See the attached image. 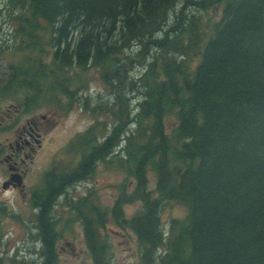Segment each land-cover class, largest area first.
Wrapping results in <instances>:
<instances>
[{
  "label": "trees",
  "instance_id": "16d2710c",
  "mask_svg": "<svg viewBox=\"0 0 264 264\" xmlns=\"http://www.w3.org/2000/svg\"><path fill=\"white\" fill-rule=\"evenodd\" d=\"M9 5L21 9L10 11L11 41L0 44V57L9 61L0 97L20 94L30 109L44 98L63 105L64 95L68 106L90 67L106 86L123 89L106 108L118 124L99 143L90 129L77 167L46 175L43 193L34 196L39 264L57 263L62 233L51 205L120 141L117 165L133 180L131 190L121 184L109 207L97 205L92 193L71 205L93 264H112L101 232L108 222L134 234L136 264H264V0ZM215 6L219 15L207 19L205 32L196 10ZM133 59L141 68L130 76L122 63ZM129 92L136 94L134 110ZM166 200L186 213L170 219L164 236ZM132 201L140 208L128 216L124 206Z\"/></svg>",
  "mask_w": 264,
  "mask_h": 264
},
{
  "label": "rangeland",
  "instance_id": "374dc122",
  "mask_svg": "<svg viewBox=\"0 0 264 264\" xmlns=\"http://www.w3.org/2000/svg\"><path fill=\"white\" fill-rule=\"evenodd\" d=\"M21 7L10 8L9 0H0V44L6 45L11 41L12 24L10 22L11 15H15L20 11ZM192 11H195L192 9ZM197 15H201L200 27H204L206 30L209 27V21L216 19L219 15V8L214 7L209 10V13L204 11H197ZM134 51V50H133ZM134 55V54H133ZM133 55L132 58H133ZM129 61L126 65V72L129 75L138 73L141 65L135 59ZM9 61L6 57H0V81H3L8 74ZM132 66V67H131ZM73 70L68 69L67 74L70 77ZM87 76L89 83L87 89L79 92L77 96L82 97L81 105H74L67 114L61 116L60 113L51 111V109L40 108L35 111V115L47 114V121L51 126L46 130L44 135L45 147L42 153V163L46 168L56 166L62 170L70 169L75 165L77 156L75 153L78 150L77 137L83 134L93 124L97 128L102 125L106 126V129H111L113 126V120L110 115L103 113V115L93 114L92 109L97 108L98 105H107L112 107L114 105L115 97L122 95L123 89L116 88L111 89L110 86L103 85L101 78L96 70L90 68ZM135 93H127L129 98V106L132 110L135 109L134 97H131ZM14 101V100H13ZM12 100H3V104L7 105ZM131 103V104H130ZM86 104L87 108H84ZM55 107V106H54ZM53 107V108H54ZM93 109V110H94ZM98 118V120H96ZM131 122V121H130ZM128 122L126 129H134V126ZM47 124V123H46ZM99 136V134H97ZM69 144H75L72 151L68 150ZM119 158L123 155V152H118ZM117 161V157L113 162ZM123 168L117 167L111 163L104 161L99 162L94 168L93 172L87 177L84 182L77 185L75 189L71 190L70 195L74 201L82 198L88 193H92L97 199V205L103 207H109L115 197L118 195V187L126 183L128 184V191L131 190L129 184H131ZM154 181L150 179V187L153 188ZM140 204L138 201H133L124 206L126 215H133ZM57 212L58 223L62 224L61 229L68 228L64 231L63 239H60L57 249V264H93L92 259L87 251L86 245L83 239V231L78 223H72V213H68L66 209H55ZM63 212V213H62ZM186 210L181 205L174 201H164L160 211L161 226L164 230L168 229V224L173 217H183ZM30 207L26 208L22 212V218L26 222L25 231H21L17 225L7 222L6 220L0 221V228L3 234V240L0 245V257L3 258L4 264H39V254L36 253L33 244V232L31 231V223L29 220ZM103 235L107 242L110 244L111 262L112 264H136L139 257V247L136 242L134 234L129 229H122L121 227L112 223H107L103 230ZM10 236V237H9ZM21 239V240H20ZM8 241V244H4ZM64 241L70 242L69 246H64ZM6 245H8V252H5ZM17 257V258H16ZM8 258H13L12 263L7 262ZM15 258L17 260H15Z\"/></svg>",
  "mask_w": 264,
  "mask_h": 264
},
{
  "label": "flooded vegetation",
  "instance_id": "af4514ba",
  "mask_svg": "<svg viewBox=\"0 0 264 264\" xmlns=\"http://www.w3.org/2000/svg\"><path fill=\"white\" fill-rule=\"evenodd\" d=\"M47 117H23L14 105L0 111V210L18 220L24 206L36 205L34 193L44 190V167L40 156L44 135L50 126ZM47 123V124H46ZM66 195V190L63 196ZM32 199V201H31ZM12 212H7L8 207ZM21 208V209H20ZM36 208V207H35Z\"/></svg>",
  "mask_w": 264,
  "mask_h": 264
},
{
  "label": "bare ground",
  "instance_id": "6f19581e",
  "mask_svg": "<svg viewBox=\"0 0 264 264\" xmlns=\"http://www.w3.org/2000/svg\"><path fill=\"white\" fill-rule=\"evenodd\" d=\"M173 55V54H172Z\"/></svg>",
  "mask_w": 264,
  "mask_h": 264
}]
</instances>
